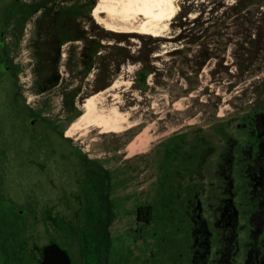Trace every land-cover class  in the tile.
I'll use <instances>...</instances> for the list:
<instances>
[{
    "label": "rangeland",
    "instance_id": "374dc122",
    "mask_svg": "<svg viewBox=\"0 0 264 264\" xmlns=\"http://www.w3.org/2000/svg\"><path fill=\"white\" fill-rule=\"evenodd\" d=\"M13 1L0 0V41L15 73L11 77L2 65L0 44L1 211L20 212L30 231L38 229V245L51 236L59 239L51 220L43 221L46 207L64 218L63 231L70 222L83 225L82 165L72 147L109 171L105 179L99 176L98 185L106 181L103 190L108 195L99 194L96 199L101 206L99 221L107 220L109 225L110 247L102 251V264H142V243L129 242L130 226H136L131 212L140 201L153 205L158 232L171 230L169 236L185 241L187 224L180 216V201L167 229L162 226L168 221L166 210L171 204L163 189L179 191L184 181L160 185L162 173H167L164 163L171 158L181 160L183 150L203 144L199 136L220 148L224 138L220 129L225 136L237 138L234 126L239 117L264 111V0H172V15L153 23L146 34L140 28L143 18L129 12L138 13L137 7L155 6L159 0H92L91 7L79 0L70 26L74 39L60 47L61 79L44 92L37 89L42 63L33 47L36 21L43 9L16 32L15 20L5 26ZM74 2L48 0L49 16ZM103 3L109 4V13L94 15V8ZM78 32L85 38L75 39ZM91 46L97 47L96 52L85 57L88 52L83 51ZM142 70L148 75L140 87L136 73ZM97 83L105 87L98 90ZM13 84L25 105L51 119L67 142L30 122L15 98ZM75 90L74 108L68 111L63 97ZM93 95L96 111L117 118L115 131L100 132L85 125L79 130L71 128L67 136V129L84 113L85 99ZM113 109L117 117L111 114ZM129 143L135 149L143 146L140 152L145 154L127 162L124 156ZM174 148L178 158L174 153L167 158Z\"/></svg>",
    "mask_w": 264,
    "mask_h": 264
},
{
    "label": "flooded vegetation",
    "instance_id": "af4514ba",
    "mask_svg": "<svg viewBox=\"0 0 264 264\" xmlns=\"http://www.w3.org/2000/svg\"><path fill=\"white\" fill-rule=\"evenodd\" d=\"M60 47L54 53L47 54L42 66L44 70L41 74L42 79L40 77L37 83V89L40 92L46 91L49 86L56 85L61 79L58 74ZM88 56L92 54L85 55V57ZM1 63L10 71L12 77L15 74L14 66L4 56L3 46ZM85 67L87 69L89 66ZM147 75L145 70L136 73V85L143 86ZM96 86L98 90L105 87L98 83ZM13 88L15 98L19 99L23 109L28 113L30 122L39 123L45 132L53 131L57 137L67 142L66 136L62 135V130H59L51 119L25 105L14 84ZM76 92L75 90L74 93L63 97L64 107L68 111L74 108L73 99ZM94 96L86 98L85 102ZM84 105L85 103L83 108ZM85 113L84 108L83 115L76 121L81 120ZM99 129L100 132H108L103 128ZM234 129L239 136L237 138L225 136L224 133L222 134L223 131L219 130L224 138L222 146L218 149L207 143L203 136H199L203 144L191 145L187 152L183 150L181 160L171 158L165 162L166 164L164 163L167 173H162L163 179H160V185L165 181L166 184H171L178 179L180 184V180L184 181L179 191L163 189L166 193L164 198L171 204H168L169 209L166 210L168 221H165V224L162 223V226L167 229L166 226H169L167 223L174 218L175 205L180 201L183 205L180 216L186 220L187 224L185 241L180 243L177 237L169 236L171 230L169 233L167 230L163 233L161 230L158 232L159 229L154 224L153 205L140 201L131 212L133 224L136 226H130L129 242L136 246L138 242L142 243L139 255L142 264H264L263 109L240 116ZM142 148L143 146H138L135 149L132 143H129L124 159L131 162L133 156L139 158L145 154H141ZM71 149V152L77 156L79 164L82 165L81 177L84 187L81 190V196L85 201L83 225L70 222L67 224V229L63 231L64 218L54 212L52 207H46L42 212L43 221L51 220L57 227L55 230L59 239L51 236L45 244L38 245L37 239L40 236L38 229L33 228L34 231H30L25 226V218L20 212L3 213L0 209V264H42L44 248L51 244H55L67 254L70 264H102V251L110 247L106 233L109 225L107 220L99 221L98 213L101 206L96 204V199L99 194L105 198L108 195L103 190L106 181H102L101 186L98 185L100 184L99 176L105 179L109 171L98 161L86 159L76 149L72 147ZM132 150L133 154H131ZM176 151L178 152L175 148L170 149L167 158L172 153L178 158L179 154ZM164 165L161 167L163 168ZM184 200L185 203H183ZM0 203H3L2 196ZM152 225H154V231L151 228ZM45 229L48 231L47 227ZM148 231L151 232L148 234ZM147 235L148 239H146ZM60 240L62 243L59 242Z\"/></svg>",
    "mask_w": 264,
    "mask_h": 264
},
{
    "label": "trees",
    "instance_id": "16d2710c",
    "mask_svg": "<svg viewBox=\"0 0 264 264\" xmlns=\"http://www.w3.org/2000/svg\"><path fill=\"white\" fill-rule=\"evenodd\" d=\"M74 1L76 2V4H72L70 6L62 5L58 10H55L56 12H53L49 16V11L52 7L46 6L48 0H36L28 4H24L19 0H14L11 3L10 8L8 9L5 26H8L9 20H15V24H17V26L15 25L14 30L17 32V30L21 28L19 30V32H21L26 20L38 10L43 9L41 17H38L36 21V39H34L33 46L35 54L39 57L38 59L40 60L43 66V63L46 61L48 53H54L55 50L63 43L74 39L72 31H70L72 30L70 26L76 18L79 8V0ZM81 1H84V3L88 7H91L92 5V0ZM42 22L44 23V25ZM76 36L77 38L75 37V39L85 38V35H82L79 32L76 34ZM96 48L97 47L95 46H91L89 49L85 48L83 53L88 52L86 54L91 55L92 53L96 52ZM41 72L44 73L43 68ZM40 77L42 79L41 75ZM38 81H40V79Z\"/></svg>",
    "mask_w": 264,
    "mask_h": 264
},
{
    "label": "bare ground",
    "instance_id": "6f19581e",
    "mask_svg": "<svg viewBox=\"0 0 264 264\" xmlns=\"http://www.w3.org/2000/svg\"><path fill=\"white\" fill-rule=\"evenodd\" d=\"M108 5L109 4L103 3L100 6V8H99V6H96L94 8L93 14L98 15L101 11H104V12L106 11L107 13H109L110 10H109ZM153 5H154V3L146 4V6H143V7L142 6L137 7L138 13L129 12L130 14L139 15L143 18V20L140 24V28L142 29V31H141L142 33H145V32H148L149 30H151L153 23H157L158 21H163V20L169 18L173 13L174 6L172 3V0H159L157 5H155V6H153ZM128 8H129V6L127 7V10H128ZM106 9H108V10H106ZM112 10H113L112 11L113 14L117 13V12H115V9H112ZM125 12H127V11L125 10L124 13ZM110 29L112 30V28H110ZM113 30H116V29H113ZM141 32H139V33H141ZM94 97L89 98L85 102L84 108L86 109V113L81 118V120L75 121L69 127V129L67 130V133H66L68 136H69V133H71V131H70L71 128H73V129L76 128L79 130V129H83L85 125L87 127L95 125L99 128H103L104 131H108V132L109 131H115V129H114L115 124L114 123H116L117 118H114V117H117V114L115 113L116 111L114 109H113V112L111 111V114L113 113L114 117H112V118H114V120L109 118L108 115L100 114L99 111H96L94 109L93 102H92ZM92 112H93V114H91ZM82 121H84V122H82ZM113 121H115V122H113Z\"/></svg>",
    "mask_w": 264,
    "mask_h": 264
},
{
    "label": "water",
    "instance_id": "95a60500",
    "mask_svg": "<svg viewBox=\"0 0 264 264\" xmlns=\"http://www.w3.org/2000/svg\"><path fill=\"white\" fill-rule=\"evenodd\" d=\"M42 264H70L69 258L55 244L48 245L44 248V258Z\"/></svg>",
    "mask_w": 264,
    "mask_h": 264
}]
</instances>
